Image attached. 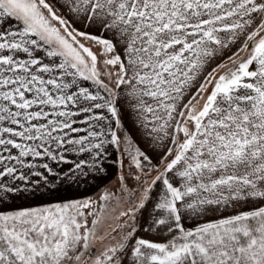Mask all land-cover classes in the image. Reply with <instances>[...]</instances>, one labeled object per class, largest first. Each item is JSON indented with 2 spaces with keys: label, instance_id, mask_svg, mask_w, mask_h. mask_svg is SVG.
<instances>
[{
  "label": "snow or ice",
  "instance_id": "6c2138e0",
  "mask_svg": "<svg viewBox=\"0 0 264 264\" xmlns=\"http://www.w3.org/2000/svg\"><path fill=\"white\" fill-rule=\"evenodd\" d=\"M0 264H264V0H0Z\"/></svg>",
  "mask_w": 264,
  "mask_h": 264
},
{
  "label": "rangeland",
  "instance_id": "374dc122",
  "mask_svg": "<svg viewBox=\"0 0 264 264\" xmlns=\"http://www.w3.org/2000/svg\"><path fill=\"white\" fill-rule=\"evenodd\" d=\"M129 183L131 184L132 182L129 181ZM107 186L113 190H117L118 191V180H117V176L115 177V179L111 180ZM126 206L124 201H120V203H117L115 200L112 202L109 212L105 214V219L102 223V225L99 227V234L104 235L105 233H111V235H105L104 239L102 240H97L96 241V248L100 249L103 248V246L105 244H107L110 240L112 236H116L118 235V233L116 232H111V229L109 227V225L112 226H116L118 225V223H120L119 221L115 220L114 217L119 213V211ZM112 209H115V211H112Z\"/></svg>",
  "mask_w": 264,
  "mask_h": 264
},
{
  "label": "crops",
  "instance_id": "0c3cea01",
  "mask_svg": "<svg viewBox=\"0 0 264 264\" xmlns=\"http://www.w3.org/2000/svg\"><path fill=\"white\" fill-rule=\"evenodd\" d=\"M117 176V169L115 167L109 168V172L104 180L98 182V186L94 185L88 189H81L79 192H72L69 193V195L73 196H81V195H94L97 193L100 189H102L105 185H107L111 180L115 179Z\"/></svg>",
  "mask_w": 264,
  "mask_h": 264
}]
</instances>
